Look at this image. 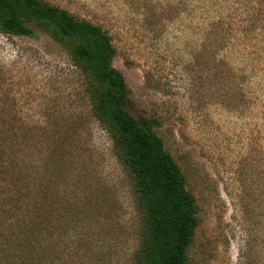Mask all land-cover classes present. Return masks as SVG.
<instances>
[{"label":"rangeland","instance_id":"rangeland-1","mask_svg":"<svg viewBox=\"0 0 264 264\" xmlns=\"http://www.w3.org/2000/svg\"><path fill=\"white\" fill-rule=\"evenodd\" d=\"M106 30L133 116L199 206L186 264H264V0H45ZM0 31V264H135L131 177L68 49Z\"/></svg>","mask_w":264,"mask_h":264},{"label":"trees","instance_id":"trees-1","mask_svg":"<svg viewBox=\"0 0 264 264\" xmlns=\"http://www.w3.org/2000/svg\"><path fill=\"white\" fill-rule=\"evenodd\" d=\"M30 24L67 47L74 65L86 76L93 114L131 177L136 210L142 217L134 263L186 264L187 248L199 225V206L155 131L159 121L131 114L135 105L126 78L113 66L117 50L109 33L45 0H0L2 33L32 36Z\"/></svg>","mask_w":264,"mask_h":264}]
</instances>
